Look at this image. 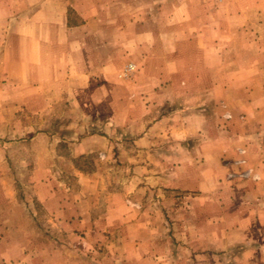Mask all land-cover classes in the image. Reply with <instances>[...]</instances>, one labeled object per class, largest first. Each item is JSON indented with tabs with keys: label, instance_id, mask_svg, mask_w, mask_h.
<instances>
[{
	"label": "crops",
	"instance_id": "1",
	"mask_svg": "<svg viewBox=\"0 0 264 264\" xmlns=\"http://www.w3.org/2000/svg\"><path fill=\"white\" fill-rule=\"evenodd\" d=\"M0 100L47 216L0 264H264V0H0Z\"/></svg>",
	"mask_w": 264,
	"mask_h": 264
},
{
	"label": "rangeland",
	"instance_id": "2",
	"mask_svg": "<svg viewBox=\"0 0 264 264\" xmlns=\"http://www.w3.org/2000/svg\"><path fill=\"white\" fill-rule=\"evenodd\" d=\"M2 103L0 100V190L8 187L12 193L8 199L11 207L10 212L0 211V217L4 215L10 223L1 225L0 230L14 234L20 227L25 228V226L18 225L19 218L30 216L33 219L46 220L47 217L38 206L33 178L30 177V172L35 164L33 151L27 144L22 146L18 143L19 140H26L35 134L39 129L37 123L41 121L33 114L19 111V108L16 111L3 113ZM3 159L4 165L1 162ZM246 169V167H242V172ZM61 181L71 183L69 178H61ZM36 227L40 228L47 237L55 236H52L50 225L31 224L27 226L28 229H32V232ZM50 241L47 240L46 243Z\"/></svg>",
	"mask_w": 264,
	"mask_h": 264
},
{
	"label": "built area",
	"instance_id": "3",
	"mask_svg": "<svg viewBox=\"0 0 264 264\" xmlns=\"http://www.w3.org/2000/svg\"><path fill=\"white\" fill-rule=\"evenodd\" d=\"M215 2H223L224 0H214ZM135 67L134 65H129L125 72H124V77L125 78H130L133 75V71H134ZM237 152L242 156L239 160L235 161V164L241 167H246L248 165V159L246 158L247 155V150L244 148H237ZM234 175H230L228 176L229 180L234 179ZM239 177L242 180H246V179H251V180H258V176L256 175L255 171L253 168L247 166V169L244 170L243 172H241L239 174Z\"/></svg>",
	"mask_w": 264,
	"mask_h": 264
}]
</instances>
